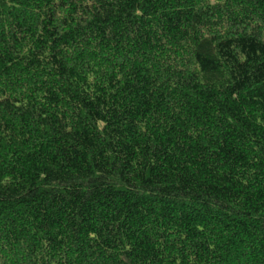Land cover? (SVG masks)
Instances as JSON below:
<instances>
[{"label": "trees", "instance_id": "obj_1", "mask_svg": "<svg viewBox=\"0 0 264 264\" xmlns=\"http://www.w3.org/2000/svg\"><path fill=\"white\" fill-rule=\"evenodd\" d=\"M0 264H264V0H0Z\"/></svg>", "mask_w": 264, "mask_h": 264}]
</instances>
